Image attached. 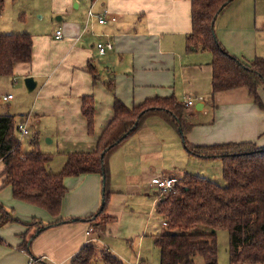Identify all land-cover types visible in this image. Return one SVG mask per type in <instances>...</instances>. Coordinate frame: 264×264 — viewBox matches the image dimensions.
Wrapping results in <instances>:
<instances>
[{"label": "crops", "instance_id": "0c3cea01", "mask_svg": "<svg viewBox=\"0 0 264 264\" xmlns=\"http://www.w3.org/2000/svg\"><path fill=\"white\" fill-rule=\"evenodd\" d=\"M191 2L192 0H88L87 5L82 7L81 0L72 1L70 5L73 11L57 17L58 27L53 35L33 38L32 62L14 66L12 78L31 77L37 83L32 93L26 88L29 94L36 93L30 110L23 112L25 109L17 111L8 108L0 112L2 115L15 116L18 123L24 124L28 129L30 137L24 151L32 149V140L37 136L39 150L46 153L41 146L40 127L47 126V123L54 124L65 148L58 154L65 157L60 169H54L58 155H54L49 164L50 171L58 173L65 165L68 154L90 152L96 148L101 135L114 118L115 98L120 99L128 108H133L147 99L171 96L186 106L189 101H193V106H187L185 116L186 121L193 125L188 135L190 144L252 142L264 148V109L255 104L245 88L213 94L212 55L209 53L211 58L201 61L199 53L207 52L188 50L187 38L192 31ZM67 3L69 0H66L58 14L65 10L64 7H68ZM259 4V0H235L216 21L217 37L223 47L241 60L264 59L259 51V36L261 32L264 33V26H258L259 10L254 9ZM89 12H92V16H89ZM100 17L105 18L104 24L99 23ZM59 30L63 32L61 40L55 38ZM0 33L21 34L19 31L2 29ZM99 43L110 44L113 49L101 56L97 48ZM126 62L131 63L132 70L127 71L125 76L121 68ZM89 67L95 72L96 83ZM164 71L168 75L167 83ZM113 77L115 80L118 77V80H126L129 83V93L122 95L119 83L117 92L112 93L107 87V81H112ZM152 77L155 80L151 81ZM178 78L182 79L180 94L186 97L178 98L176 89L174 92L171 89L174 80ZM164 85L168 89L163 88ZM138 88H141L140 93H137ZM259 95L264 104V90H260ZM8 96L12 95L4 96V103L15 101V97L5 101L4 98ZM85 96H92L95 101V127L92 135L89 134L87 120L82 114V98ZM34 128L37 130L32 135L31 129ZM173 133L175 130L165 119L150 118L124 144L129 148H122L121 152L114 155L121 146L111 156L112 182L120 180V173L121 179H128L125 196H122V214L116 215L119 211L112 208L109 213L115 219L121 217V222H114V227L91 220L101 207L103 179L98 174L65 179L68 193L58 218L33 205L21 202L13 204V209L18 210V213L12 212L13 216L23 223L0 225V264H71L73 258L88 245H96L99 252L106 249L117 257L109 249L107 237L112 235L113 227L114 230L118 229L117 237L122 236L132 243L134 237L127 234L125 227L134 219L140 220L142 224L140 237H146L148 230L153 227L151 223L155 225L161 219L156 224L159 226L155 228L156 231L150 233L155 247L156 237L165 229V220L156 213L160 193L157 188H153L156 191L151 196V192L143 191V186L149 185L153 179L172 177L176 172L188 173L177 168L167 170L165 161L156 168L146 170L148 159H153V156L163 158L162 155L167 151V139L163 135L174 139ZM133 139L140 148L135 152L133 144H129ZM48 142L53 143L52 140ZM68 142L73 144L70 151L66 148ZM133 157L139 160L134 162L131 160ZM133 167L138 168L139 174H131ZM3 170L4 165L0 163V190L8 187L12 193L10 186L3 185ZM132 195L140 197V201L131 203ZM113 196H119L117 191H114ZM126 206L130 207L131 213L124 210ZM19 210H25L29 215L23 216ZM33 219H40L38 222L42 225L54 224L61 219L63 222L40 231L42 225L38 223L28 226ZM69 219L79 221H68ZM137 260L148 264L143 257L139 256ZM136 261L131 264H136Z\"/></svg>", "mask_w": 264, "mask_h": 264}, {"label": "trees", "instance_id": "16d2710c", "mask_svg": "<svg viewBox=\"0 0 264 264\" xmlns=\"http://www.w3.org/2000/svg\"><path fill=\"white\" fill-rule=\"evenodd\" d=\"M233 1L192 0V31L187 38V47L189 51L194 48L212 55L213 94L245 88L255 104L264 109L259 95V91L264 90V59L241 60L231 55L217 37L216 21ZM4 2L0 0V9ZM32 56L33 37L30 34L0 33V77H11L14 66L31 63ZM89 72L96 83L93 68L89 67ZM108 89L114 93V84L109 83ZM187 112L185 103L174 96L147 99L133 108L115 98L114 118L96 148L90 152L68 154L58 173L50 171L49 164L54 155L39 150L38 137L33 138L32 149L24 151L18 137L16 117L0 114L3 185L12 188L15 200L39 207L58 218L68 193L65 179L98 174L103 179L102 204L91 220L99 221L101 225L113 223L115 218L107 214L112 194L110 158L141 130L148 119L161 117L180 135L191 156L222 160L226 186L200 175L185 173L174 192L159 197L156 213L165 220L164 232L155 239L160 264H218L217 232L220 230L228 233L229 264H264V148L252 142L192 145L188 135L193 125L185 119ZM82 114L92 135L96 114L92 96L82 98ZM14 222L22 221L0 205V225ZM62 222L61 219L54 224L42 225L33 219L28 226L38 223L42 225L41 231ZM100 254L107 264H124L106 249ZM97 255V246L88 245L71 264H94Z\"/></svg>", "mask_w": 264, "mask_h": 264}, {"label": "rangeland", "instance_id": "374dc122", "mask_svg": "<svg viewBox=\"0 0 264 264\" xmlns=\"http://www.w3.org/2000/svg\"><path fill=\"white\" fill-rule=\"evenodd\" d=\"M75 0H69V3H67L68 7H64V11L61 12V14H58L61 7L65 4L66 0H5L2 8L0 9V29L2 31H19L20 33H31L33 38H36L41 35H48L49 37L53 35L56 31V28L58 27V20L57 17H61L62 14H66L69 12H72L73 9L71 7V2ZM82 1V7H85L88 3V0H81ZM254 2V0H251ZM260 4L257 8V6H254V9H258V26L262 28L264 26V0H259ZM259 46L260 48V56H264V33L261 32L259 36ZM198 58L201 61H205L206 58H211V55L209 53H199ZM111 63V62H110ZM132 70L131 63L126 62L123 64L121 71L125 73L129 70ZM116 71V70H115ZM162 73V71H159ZM164 73L167 76V80L165 83L169 81L168 75L166 71ZM117 74V72H116ZM119 78V77H118ZM118 78H111V80L107 81V87L109 86L110 81L115 86V91L117 92V85L119 83V90L122 95H126L129 93V83L124 80ZM15 80L14 82H12ZM25 77L18 76L17 78H3L0 79V112L6 109L11 110H17L25 109L24 111H28L31 109L33 99L36 98V93L29 94L25 87ZM155 80L153 79H150ZM182 86V79L178 78L176 81L174 80V84L172 85V91L174 92V89H176V96L178 98L186 97L184 94H180V88ZM165 89H168L167 86H162ZM161 87V88H162ZM141 88L137 89V93H140ZM114 91V94H115ZM12 95L15 97L14 102L10 103H4L3 97L6 95ZM132 95V91L130 93ZM11 107H10V106ZM51 121V119H50ZM40 139H41V146L44 150V152L52 154V155H58L59 152H61L63 149V144L61 143V137H59V134L56 132V128L54 124L47 123V126L40 127ZM34 130H37L36 128L31 129V134H34ZM174 139H169L166 135H163L167 139V151L165 154L161 157H155L153 159H148L149 163L148 168L146 170H150L152 167L156 168L161 165V162L166 163V169L172 170L174 168L182 169L188 173L200 175L203 177H206L218 185L225 187L226 183L223 178V162L220 159H214V160H204V159H198L190 155V153L185 149L184 144L181 140L180 135L175 131ZM18 137L21 141L22 148L26 149L28 147L29 137L28 136H22L20 133L18 134ZM48 140H52L53 143H49ZM130 140V138H129ZM128 140V141H129ZM127 142V141H126ZM125 142V143H126ZM124 143V144H125ZM122 147L114 154L121 152L122 148L126 149L128 145ZM133 144V152L136 150H140L137 141L135 142L134 139L131 141ZM124 146V147H123ZM176 146V148H175ZM66 148L68 151L73 149V144L71 142H68L66 144ZM65 159L64 155H58V158H56L54 169L59 170L63 160ZM132 161L136 162L139 160V158L133 157L131 158ZM128 167H132L131 165H128ZM131 174H139L138 168H131ZM185 172H176V174L172 177H175L179 180L184 178ZM121 173L119 174L120 180L112 182L111 179V185L110 190L112 191L110 202L108 205L107 214L111 212V208L119 211L116 212L117 214H122V204L124 202V197L126 190L125 185L126 181L128 179H121ZM113 184L115 186H113ZM101 184V204H102V189ZM120 188H117L119 187ZM147 185V186H146ZM143 186V191L147 190L151 193H149L151 196H153V193L156 191L155 189L151 188L148 184ZM114 191H117L118 195L114 198ZM159 197H162V193L159 191ZM131 203H136L137 201H140V197L132 195ZM153 198V197H152ZM153 199H151L152 201ZM23 203L26 205H31L22 201H16L11 193L10 188H2L0 190V205H2L6 210L18 213L17 209H13V204L17 203ZM20 203V204H21ZM116 204V205H114ZM114 205V206H112ZM143 207L147 208L145 205L141 204ZM112 206V207H111ZM101 209V207H100ZM124 210H127V212L131 213V209L129 206L124 207ZM19 213L23 216H28L25 212V210H19ZM40 220V219H37ZM161 220V219H160ZM158 220V222H160ZM115 224H118L121 222V217L118 216V219H115ZM113 223H110L109 225H113ZM156 221V224L158 223ZM114 224V225H115ZM154 225V223H151L153 225L152 228H150L148 231V234L146 237L142 236L140 237L139 231L142 227V224L140 220H132L130 221L126 227L125 230L128 235H133L134 239L131 243L130 240L126 239L124 240L123 237H117L116 233L118 232V229L114 230L112 227V235H109L107 237L106 243L109 246V249L115 255L116 258L121 259L124 261V264H131L132 262L136 261L137 257H143L147 259L148 264H160V254L159 251L154 247L152 242L151 234L152 232L156 231L159 226ZM110 227V226H109ZM118 228V225L116 226ZM218 235V264H229V258H228V233L224 230H220L217 232ZM135 236H137L135 238ZM99 250V249H98ZM137 260L136 262H138ZM202 261V260H201ZM200 262V261H199ZM94 264H107L101 257V254L99 252V255H97V258L94 262ZM199 264V263H198ZM201 264V263H200Z\"/></svg>", "mask_w": 264, "mask_h": 264}, {"label": "built area", "instance_id": "2783aa9c", "mask_svg": "<svg viewBox=\"0 0 264 264\" xmlns=\"http://www.w3.org/2000/svg\"><path fill=\"white\" fill-rule=\"evenodd\" d=\"M89 16H92V12H89ZM113 21H115V18L112 19ZM99 23L100 24H104L105 23V18L104 17H100L99 18ZM55 38L57 40H61L63 38V32L62 31H57ZM99 53L101 56L105 55L108 50L113 49V46L110 44H103V43H99L97 46ZM13 96H8L7 98H4L5 101H8L10 99H12ZM187 106H193V101H189L187 103ZM18 130L19 133L22 136H28L29 135V131L26 128V126L22 123H20L18 125ZM178 183V179L175 177H167V178H157V179H153L149 182V186L152 188H157L162 195H166V194H170L172 192H174L175 190V186ZM136 264H142V262L138 261L136 262Z\"/></svg>", "mask_w": 264, "mask_h": 264}, {"label": "water", "instance_id": "95a60500", "mask_svg": "<svg viewBox=\"0 0 264 264\" xmlns=\"http://www.w3.org/2000/svg\"><path fill=\"white\" fill-rule=\"evenodd\" d=\"M192 50H195L194 48H192ZM25 86L28 90L29 93H32L36 87H37V83L35 82V80L33 78H27L25 80Z\"/></svg>", "mask_w": 264, "mask_h": 264}]
</instances>
